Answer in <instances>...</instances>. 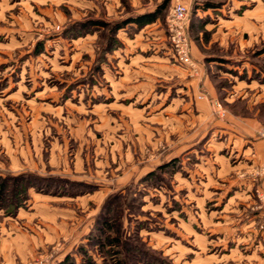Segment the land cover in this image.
<instances>
[{
	"label": "rangeland",
	"instance_id": "1",
	"mask_svg": "<svg viewBox=\"0 0 264 264\" xmlns=\"http://www.w3.org/2000/svg\"><path fill=\"white\" fill-rule=\"evenodd\" d=\"M177 1L196 69L170 42ZM251 81L264 0H0V264H264V165L221 132L264 141Z\"/></svg>",
	"mask_w": 264,
	"mask_h": 264
},
{
	"label": "crops",
	"instance_id": "2",
	"mask_svg": "<svg viewBox=\"0 0 264 264\" xmlns=\"http://www.w3.org/2000/svg\"><path fill=\"white\" fill-rule=\"evenodd\" d=\"M207 10H210V9L208 8ZM191 55H192L193 59L196 58L195 49H194V46L192 45V42H191ZM167 60L168 59L164 60L166 65L162 66V68L168 70L169 72L171 71L172 77L174 76V74L177 77H179L178 74L182 70L180 71L178 69H181V68H179L173 64L171 66V63H169ZM200 64H201V62H200ZM204 66L205 65L203 63L200 66H198L197 75L195 76L196 78H193L194 80H192L186 84V85H190V84L193 85L192 87H193L194 96H196L198 89L195 88L193 83H195L196 80L198 81V83H200L201 78L203 76L202 73L204 71ZM179 78H177V80ZM128 80H129V77H128ZM241 83H243V82L239 81V84H241ZM114 84L119 85L120 82L119 81L113 82V85ZM179 84H181V86H183L182 89H184L185 84L182 80H180ZM246 84L250 85L249 88H252V87H254V85L255 86L257 85V87H259L260 90L264 93V85L263 84L258 85V83H256V81H251L250 83H246ZM257 87L252 88V89H258ZM211 94H213L211 96V100H213V99L216 100L215 90ZM227 98H230V97H227ZM233 98H234V96L231 97V99H233ZM254 124L255 123H253L252 125L255 126ZM257 130H258V127L255 128L253 131L249 130L248 128L243 127L242 125H241V127H238L237 125L233 124L230 119H229V122L225 123L223 128H222L221 132L223 134H226V136H228V140L231 143V145H230L231 148L232 149L237 148V150L241 152V158L239 160L240 162L238 163L240 166L245 165L247 167H250L252 165H257V164L264 165V141L263 140H257L254 138V136H252V134H254Z\"/></svg>",
	"mask_w": 264,
	"mask_h": 264
},
{
	"label": "built area",
	"instance_id": "3",
	"mask_svg": "<svg viewBox=\"0 0 264 264\" xmlns=\"http://www.w3.org/2000/svg\"><path fill=\"white\" fill-rule=\"evenodd\" d=\"M170 42L178 60L190 68L196 69L191 55L189 37V8L182 2L172 4L167 18ZM264 172V168L262 169Z\"/></svg>",
	"mask_w": 264,
	"mask_h": 264
},
{
	"label": "trees",
	"instance_id": "4",
	"mask_svg": "<svg viewBox=\"0 0 264 264\" xmlns=\"http://www.w3.org/2000/svg\"><path fill=\"white\" fill-rule=\"evenodd\" d=\"M157 16L155 15H141L139 17H136L134 19H130V21L128 23H137L138 25L142 26L150 21H153ZM122 27H119L118 29H121ZM17 178V177H16ZM8 179H10L8 176H0V210H2V206H1V202L3 200V196H4V190L6 188V184L8 183ZM39 192L42 190H38Z\"/></svg>",
	"mask_w": 264,
	"mask_h": 264
}]
</instances>
